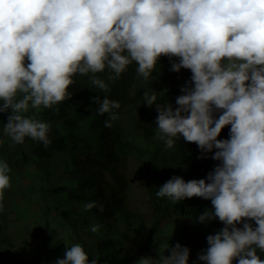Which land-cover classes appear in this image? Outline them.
<instances>
[{"label":"clouds","instance_id":"obj_1","mask_svg":"<svg viewBox=\"0 0 264 264\" xmlns=\"http://www.w3.org/2000/svg\"><path fill=\"white\" fill-rule=\"evenodd\" d=\"M161 57L172 72L190 70L181 95L157 103L155 138L173 148L178 139L195 143L201 159L218 163L205 178L179 175L156 196L173 203L198 197L211 201L198 222L223 227L206 237L198 254L205 264H264V0H0V113H9L5 133L14 144L25 138L51 145V125L42 108L71 98L76 74L88 76L102 93L128 67L147 81ZM110 128L120 102L92 97ZM30 109H35L30 113ZM228 137L219 138L225 127ZM4 141L0 140V144ZM9 164L0 160V200L10 185ZM104 206L93 201L85 210ZM2 208V204H0ZM101 225L93 223L96 233ZM190 248L159 247L156 259L135 264H189ZM166 252L168 254H166ZM55 264H99L77 243Z\"/></svg>","mask_w":264,"mask_h":264},{"label":"trees","instance_id":"obj_2","mask_svg":"<svg viewBox=\"0 0 264 264\" xmlns=\"http://www.w3.org/2000/svg\"><path fill=\"white\" fill-rule=\"evenodd\" d=\"M137 67L134 62L114 81L107 79V71L98 73L108 84L107 93L90 88L89 77L76 74L69 86L71 98L38 114L51 125L52 143L47 148L28 137L14 144L4 130L9 113H0V160L9 164L16 190L10 206L0 209V264H11L10 254L23 250L35 251L25 256L32 259L27 264H55L63 258L68 240L81 244L89 259L99 264H135L143 256L156 259L159 247L175 245L166 234V215L173 217L184 238L195 241L189 264H205L198 254L208 247L206 237L223 227L219 220L198 222L211 201L193 197L173 203L156 192L174 175L205 178L212 165L199 158L195 143L182 137L165 149L155 138L156 106L148 107L143 98L147 90L156 94L157 103L175 107L191 72H172L169 58L161 57L145 81L137 77ZM105 95L121 105L113 109L119 118L110 128L104 126L109 114H98L99 105L92 100ZM228 132L226 126L223 138ZM93 201L104 211L85 210ZM93 223L101 225L96 233L91 231ZM258 254L264 259V253Z\"/></svg>","mask_w":264,"mask_h":264},{"label":"rangeland","instance_id":"obj_3","mask_svg":"<svg viewBox=\"0 0 264 264\" xmlns=\"http://www.w3.org/2000/svg\"><path fill=\"white\" fill-rule=\"evenodd\" d=\"M229 129V127H228ZM221 139H223V135L221 133V136L219 137ZM7 150H11V147H8ZM212 165V169L214 168V166L218 163L217 161H214L213 159H211V153L208 154V158H206ZM131 167H134V163L131 162ZM25 180V179H24ZM27 181V179H26ZM10 187L8 189H6L3 193V198L2 200H0V204H2V208L0 209H3L4 207L6 206H10V197H11V194L13 193H16V190L13 186V176L12 174H10ZM171 215H166L165 218H164V221L163 223L165 224V226L168 224V228L166 229V234L168 236L169 239L171 240H174L175 241V244L176 243H180L184 246H187L190 248H192V246L194 245L195 241L193 239H189V238H184L180 233L177 231L176 227H175V221L173 220V217L170 218ZM33 228V225L30 223V230ZM25 235H23L24 237ZM160 237L162 235H159ZM163 237V236H162ZM67 245L68 247L72 246L73 244L71 243L70 240L67 241ZM18 248H20V246H18ZM23 250V249H22ZM34 253L35 251L32 250V251H26V250H23L21 251V253L19 255H15V253H11L10 256H9V260H10V263L11 264H17V262H19L20 264H27L29 263L32 259H30L31 257L28 255V257L25 259V256L27 254H31V253ZM192 254L190 253V258H192ZM18 258V260L16 259Z\"/></svg>","mask_w":264,"mask_h":264}]
</instances>
